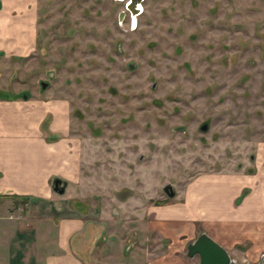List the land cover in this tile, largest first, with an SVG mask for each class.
<instances>
[{
	"label": "rangeland",
	"instance_id": "rangeland-1",
	"mask_svg": "<svg viewBox=\"0 0 264 264\" xmlns=\"http://www.w3.org/2000/svg\"><path fill=\"white\" fill-rule=\"evenodd\" d=\"M30 1L37 6L35 49L0 64V99L18 90L24 98L69 100L83 145L82 180L69 193L63 180L57 203L107 212L102 225L115 235L93 238L113 240L105 248L118 258L113 264H127L144 239L132 231L147 223L135 207L182 202L197 223L199 201L184 191H210L204 177L255 178L238 203L261 186L264 0H144L136 27L125 1ZM240 182L230 177L223 197ZM256 241L238 243L231 264L264 262V239Z\"/></svg>",
	"mask_w": 264,
	"mask_h": 264
},
{
	"label": "crops",
	"instance_id": "crops-1",
	"mask_svg": "<svg viewBox=\"0 0 264 264\" xmlns=\"http://www.w3.org/2000/svg\"><path fill=\"white\" fill-rule=\"evenodd\" d=\"M29 3L3 0L0 64L12 56L28 57L35 49L37 6ZM15 92L13 98L0 99V264L117 263L105 249L113 240L93 238L111 230L102 225L107 212L101 216L91 207L84 211L61 206L57 202L65 195L52 188L53 180L61 178L69 193L82 180L83 145L72 130L71 103ZM230 177L241 182L225 199L222 187ZM204 179L210 191H184L189 202L199 201L198 225L182 202L134 208L147 223L132 226L144 239L135 242L127 264H199V256L188 255V245L203 232L228 252L243 241L264 239V182L238 203L243 188L257 184L251 175L217 172ZM121 245L124 250L123 241ZM86 247L89 255L82 254ZM158 249L163 254L158 255Z\"/></svg>",
	"mask_w": 264,
	"mask_h": 264
},
{
	"label": "water",
	"instance_id": "water-1",
	"mask_svg": "<svg viewBox=\"0 0 264 264\" xmlns=\"http://www.w3.org/2000/svg\"><path fill=\"white\" fill-rule=\"evenodd\" d=\"M66 184L61 178L54 180V190L59 194L65 193ZM171 185H168L165 190L170 196H174L175 193L170 191ZM188 255L190 257L199 256V264H231L232 258L227 251L219 242L214 240L206 232H203L199 237L188 245ZM259 264H264L263 261Z\"/></svg>",
	"mask_w": 264,
	"mask_h": 264
},
{
	"label": "flooded vegetation",
	"instance_id": "flooded-vegetation-1",
	"mask_svg": "<svg viewBox=\"0 0 264 264\" xmlns=\"http://www.w3.org/2000/svg\"><path fill=\"white\" fill-rule=\"evenodd\" d=\"M120 1H125L126 9L130 11L132 25H134L136 27L137 21H138L137 16L140 15L144 11V8H143V1L144 0H120ZM125 14L126 13L124 11L120 14L121 21L124 19ZM165 188H164V190H165ZM170 191H173L175 193V191L173 190V187ZM165 192L168 194V196H170L166 190H165ZM174 196H170V197H174Z\"/></svg>",
	"mask_w": 264,
	"mask_h": 264
}]
</instances>
